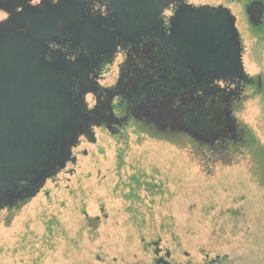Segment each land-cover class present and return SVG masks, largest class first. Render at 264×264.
Masks as SVG:
<instances>
[{
  "label": "rangeland",
  "instance_id": "374dc122",
  "mask_svg": "<svg viewBox=\"0 0 264 264\" xmlns=\"http://www.w3.org/2000/svg\"><path fill=\"white\" fill-rule=\"evenodd\" d=\"M184 1L236 19L251 81L235 107L243 147L218 155L141 122L120 133L94 126L95 142L80 137L76 161L35 197L0 208V264H264V18L254 27L247 14L264 0ZM124 59L107 64L98 87L117 86Z\"/></svg>",
  "mask_w": 264,
  "mask_h": 264
},
{
  "label": "water",
  "instance_id": "95a60500",
  "mask_svg": "<svg viewBox=\"0 0 264 264\" xmlns=\"http://www.w3.org/2000/svg\"><path fill=\"white\" fill-rule=\"evenodd\" d=\"M107 1L114 12L106 30L99 31L89 19H81L77 8L66 2L44 11L25 9L0 22V208L35 197L49 179L75 162L72 149L80 137L92 143L96 140L91 128L97 123L85 102V96L98 89L90 80L92 67L86 68V63L76 68L60 55L52 63L44 57L49 44L60 43L58 39L67 29L86 42L92 54L111 46L109 59L117 39L133 41L150 33L158 35L163 14L178 3L171 19L172 34L165 39L177 49L169 52L167 63L178 66L177 62L183 61L191 74L164 76L163 105L169 107L181 90L193 85L251 82L243 64L236 19L224 6H194L183 0ZM4 6L0 3V10L12 14ZM247 14L250 22L259 26L264 3L253 2ZM225 114L212 122L208 113L199 111L191 116L186 130L201 137L214 135L222 119L231 120L227 111ZM166 118L163 114L161 119Z\"/></svg>",
  "mask_w": 264,
  "mask_h": 264
},
{
  "label": "flooded vegetation",
  "instance_id": "af4514ba",
  "mask_svg": "<svg viewBox=\"0 0 264 264\" xmlns=\"http://www.w3.org/2000/svg\"><path fill=\"white\" fill-rule=\"evenodd\" d=\"M61 2L76 7L81 13V19H89L99 31L109 28L108 21L114 10L107 0H0L5 8L12 11V14L6 13L8 18L3 21L25 9L37 8L44 11ZM179 6L180 4L175 3L169 8L173 16L166 17L164 14L158 35L150 33L133 41L117 39L112 58L107 59L111 46L105 45L96 54H92L88 44L80 41L72 29H67L59 37L60 43L53 42L49 45L45 60L52 63L60 55L66 64L76 65V68L87 63L86 68L92 67L89 73L91 79L96 80L116 56H125L119 65L120 77L117 86L101 89L97 85L98 89L94 94L96 104L90 110L93 122L97 123L95 127L105 126L120 133L119 129L124 125L132 121L141 122L152 132L156 131L170 138L186 137L198 149H206L218 155L229 154L231 149L243 147L246 140V131L235 116V107L241 101L245 84L216 82L206 86L193 85L181 90L169 107L163 105L161 96L164 91V76H175L181 72L191 74V69H187L185 64L182 65L183 61L177 62L179 67L167 63L169 52L177 49L171 43H166L165 39L172 34L171 19L176 15ZM3 9L0 12L5 13ZM181 55L180 53L179 56ZM199 111L208 113L212 122L220 113L226 116L227 111L231 120L227 122L225 118L222 119L220 127L214 128V135H191L186 127L191 116H197ZM163 114L168 116L166 120L161 119Z\"/></svg>",
  "mask_w": 264,
  "mask_h": 264
}]
</instances>
